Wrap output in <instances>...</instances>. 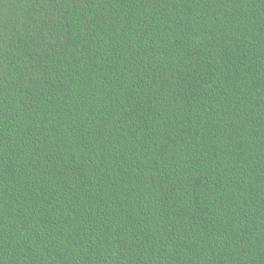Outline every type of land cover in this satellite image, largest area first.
<instances>
[{"label": "trees", "instance_id": "trees-1", "mask_svg": "<svg viewBox=\"0 0 264 264\" xmlns=\"http://www.w3.org/2000/svg\"><path fill=\"white\" fill-rule=\"evenodd\" d=\"M0 264H264V0H0Z\"/></svg>", "mask_w": 264, "mask_h": 264}]
</instances>
